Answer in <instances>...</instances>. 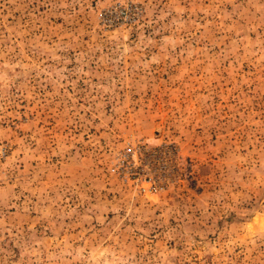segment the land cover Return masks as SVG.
Here are the masks:
<instances>
[{
  "label": "rangeland",
  "instance_id": "rangeland-1",
  "mask_svg": "<svg viewBox=\"0 0 264 264\" xmlns=\"http://www.w3.org/2000/svg\"><path fill=\"white\" fill-rule=\"evenodd\" d=\"M0 264H264V0H0Z\"/></svg>",
  "mask_w": 264,
  "mask_h": 264
},
{
  "label": "built area",
  "instance_id": "built-area-1",
  "mask_svg": "<svg viewBox=\"0 0 264 264\" xmlns=\"http://www.w3.org/2000/svg\"><path fill=\"white\" fill-rule=\"evenodd\" d=\"M118 162L121 164L120 173L116 169L113 171H116L121 182L132 188L137 195L155 194L162 190V184L156 180L150 177L141 179V175L137 174L140 171V145L126 148Z\"/></svg>",
  "mask_w": 264,
  "mask_h": 264
}]
</instances>
